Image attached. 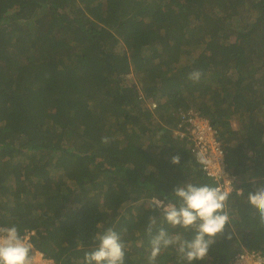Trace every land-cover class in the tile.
<instances>
[{
    "label": "trees",
    "instance_id": "16d2710c",
    "mask_svg": "<svg viewBox=\"0 0 264 264\" xmlns=\"http://www.w3.org/2000/svg\"><path fill=\"white\" fill-rule=\"evenodd\" d=\"M190 108L217 129L236 178L230 223L195 264L264 255L247 203L264 184V0H0V226L33 232L57 264H82L112 227L125 264H149V218L154 232L181 231L155 200L215 186L175 135ZM155 264H177L175 250Z\"/></svg>",
    "mask_w": 264,
    "mask_h": 264
},
{
    "label": "clouds",
    "instance_id": "9594fccd",
    "mask_svg": "<svg viewBox=\"0 0 264 264\" xmlns=\"http://www.w3.org/2000/svg\"><path fill=\"white\" fill-rule=\"evenodd\" d=\"M200 76L199 71H193L188 78L199 81ZM102 142L107 143L108 138H103ZM171 162L178 164L180 157H172ZM173 193L175 202L157 199L153 207L160 210L164 223L181 231L169 232L161 224L154 232L155 218H149L146 228L151 247L149 264H155L160 252L169 248L175 250L177 264L205 260L210 246L230 223L226 211L229 193L219 187L187 182L176 187ZM247 203L256 210L259 223L264 225V184L255 185V190L247 193ZM187 232L193 233L191 238L185 235ZM94 239L98 243L84 253L82 264H125V245L114 228L105 229ZM30 251L31 245L16 225L0 226V264H31Z\"/></svg>",
    "mask_w": 264,
    "mask_h": 264
},
{
    "label": "built area",
    "instance_id": "2783aa9c",
    "mask_svg": "<svg viewBox=\"0 0 264 264\" xmlns=\"http://www.w3.org/2000/svg\"><path fill=\"white\" fill-rule=\"evenodd\" d=\"M151 105L155 107L156 103L152 102ZM181 116L182 121L174 129L175 135L179 139H187L192 142L191 149L198 162L202 164L206 175L215 181V187L230 193L236 178L226 168L225 150L217 129L209 118L193 108L182 111ZM31 233L22 236L34 249L30 241ZM32 252L29 254L31 264H57L53 259L45 257L42 252L36 249ZM233 264H264V255L254 250H243Z\"/></svg>",
    "mask_w": 264,
    "mask_h": 264
},
{
    "label": "rangeland",
    "instance_id": "374dc122",
    "mask_svg": "<svg viewBox=\"0 0 264 264\" xmlns=\"http://www.w3.org/2000/svg\"><path fill=\"white\" fill-rule=\"evenodd\" d=\"M31 244H32V243H31ZM31 250L34 252L35 249L31 248ZM33 252H32V253H33Z\"/></svg>",
    "mask_w": 264,
    "mask_h": 264
}]
</instances>
